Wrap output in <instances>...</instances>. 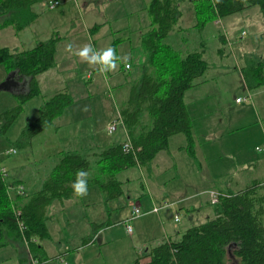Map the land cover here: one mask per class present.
<instances>
[{
	"label": "crops",
	"instance_id": "crops-1",
	"mask_svg": "<svg viewBox=\"0 0 264 264\" xmlns=\"http://www.w3.org/2000/svg\"><path fill=\"white\" fill-rule=\"evenodd\" d=\"M103 2L105 1L103 0ZM106 4L100 5L97 2L98 6L94 4L87 6L83 12L82 22L87 32L93 30V25H98L99 27L107 24L105 15L97 14L95 11V7H105ZM35 5L34 9L36 11L37 7ZM232 15H236L237 17L235 18L237 19L247 21L252 26L254 33H257L259 24L260 26L262 25L260 23L261 14L255 7L245 8ZM75 27L74 25L73 28ZM128 27L131 29V26L128 25L112 28L109 32L102 33L101 37L96 39L90 35L93 47L95 49L107 47L113 38L112 35L116 34H122L121 36L127 40L129 38L127 37V32L130 30ZM51 29L53 30L54 28ZM240 30L241 34L248 33L246 26H241ZM242 30H244L243 33ZM48 33L47 31L46 34L40 35L36 29L31 31L30 37L32 38L28 44L22 42L21 39L23 38L20 37L19 32H16L11 26H5L0 28V44L8 46L12 51L27 49L32 47L37 40L48 38L51 34ZM109 35L111 39L107 38ZM97 39L99 48L96 44ZM229 40L231 39L223 33L219 38V41L226 43L230 48L231 55L227 53L226 48L224 49L218 45L216 46V52L220 57L216 61H211L212 64H210L205 59L204 53V59L207 62L206 70L183 94L184 103L192 119L194 156L189 155L184 148L185 139L183 134L176 133L169 137L167 148L157 152L146 167L134 165L115 174L116 179L121 183L122 193L116 198L109 199L108 203L101 202V192L97 185L88 186V194L83 198L67 196L61 200H53L45 208V213L48 214L45 223L50 237L47 239L32 238L34 243L41 245L46 255L43 260L39 261V264H60L63 263L62 260L65 264H69L70 259L72 263L77 264H90L91 262L100 264V253L96 251L97 248L95 247L97 239L98 248H100V245H114L106 249V260H108L109 264H129L136 256H140V263L145 264L150 258L146 254L150 247L165 240L178 239L181 233L191 225L184 224L180 226L176 222L180 221V211L182 209L189 210L186 212L190 213L195 206H201L200 200H194V197L203 195L204 189L211 188L222 191L232 189L237 185H239L238 188H241L248 185L253 179L258 178V176L250 177V181L245 182L249 179L248 173L250 171H257L259 167L264 166V155H257L248 149L241 153L236 149L243 156L239 160L232 153H222L223 156L230 160V166L232 164V170L230 171L232 173L238 172L235 177L231 174L228 179V185L234 186L225 188V184L221 187L209 184V181L213 178L209 173L213 172L208 166L215 170L216 167H220L221 163L217 160L210 163L207 160L221 153L220 149H225L226 144L223 140L228 134L239 130L242 131L247 125L249 128L259 126L262 140L261 144L254 145V150L257 152L264 151V124L257 125L259 118L264 117V83L255 88L248 87L242 74V67L247 65L249 60L252 59L249 55L264 58V50L263 53L259 50L256 55L249 54L248 51L252 50V48L246 47L244 44L234 50ZM62 41L60 38L56 42L54 66L34 77L40 89V99L60 90H68V86L62 83L66 81L64 75L70 72V69L74 73L75 71H78L79 74L82 73L79 67L81 65L74 66V62H62V57L58 55ZM124 41L118 44L119 51L127 53L131 50V47L123 51L121 46ZM247 41L246 45H252ZM175 48L185 52L188 51V48L192 49L193 47L184 49V46L180 43ZM223 55L225 57H222ZM86 67L87 65L82 63V68L85 69ZM233 68L239 69L238 90L234 89L236 83L231 77L233 71L236 70H232ZM85 71L86 79H92L94 69L90 71V69L86 68ZM29 80L30 77L20 74L16 69L6 72L4 66L0 65V111L15 104V94L24 92L28 87ZM120 83L122 82H118L116 86ZM188 90L193 91H189L188 100H186L185 93ZM239 91L242 92V95L236 94ZM203 97L204 106L199 107L198 103ZM237 97L242 98L236 101ZM81 102L83 101L75 102L73 100L60 115L52 120L49 126L32 137L30 144L27 146L30 147L31 156L36 157V166L32 164L31 169L26 172L22 170L15 172L16 167H12L9 164L6 165L4 161L0 162V168L6 170L8 179L20 182L24 186L26 195L40 189L44 178L56 162L60 151L70 150L78 152L93 163L99 151L108 145L120 143L125 139L127 133L122 124L118 123L112 132L107 131L108 124L119 116L118 111L116 116L108 119L105 127L106 134L104 135L98 131L96 122L89 119L91 114L87 112L90 108L84 110V105H79ZM216 108H225L227 115L224 119L216 114L218 112ZM65 114H70L71 119H63ZM84 114H88L89 118H84ZM251 114L252 118H249ZM30 119L33 118L27 116V120L29 121ZM118 125L120 126L119 132L116 131ZM1 143L0 139V157L2 151L9 153L7 149L11 147ZM230 145H234V143L230 142ZM172 181L178 182L176 186L170 185ZM191 185H195V188L198 189L197 194L189 192V194L184 195L183 191L193 189ZM91 190L99 191L95 198L100 199L99 201H94L89 197L90 194L95 195ZM136 195L139 196L133 198ZM191 197L193 198L190 202L189 199ZM123 200L127 203L128 211L126 213H123L122 209H120L123 206ZM162 200H168L172 204L169 207L162 208L159 212H147L136 217L140 219L135 223L133 230H131L132 233L128 237L129 233L126 231L124 220L128 219L131 214V205L137 204L142 209L148 210ZM77 202L80 205L79 207L74 206ZM63 213L66 215L64 220H61L60 214ZM175 216L178 217L177 220H175ZM81 219L85 220L86 223L74 227V224ZM88 222L106 223L96 228L94 233L91 234L92 237L87 239L85 235H89L91 229ZM121 225L124 226L125 233L121 231L116 234L115 231H112ZM73 227L75 231L71 229ZM70 237H73L74 246L72 247L69 246L68 242ZM5 241L6 244L0 245V264H29L31 257L34 256L26 240H14L12 237L6 236ZM73 247H75V250L70 252V248L73 249ZM37 252L42 254L41 250ZM119 254L120 256H118ZM94 257L96 258L94 259ZM50 259L54 261L49 262Z\"/></svg>",
	"mask_w": 264,
	"mask_h": 264
},
{
	"label": "trees",
	"instance_id": "trees-1",
	"mask_svg": "<svg viewBox=\"0 0 264 264\" xmlns=\"http://www.w3.org/2000/svg\"><path fill=\"white\" fill-rule=\"evenodd\" d=\"M41 0H0V28L11 26L21 31L38 16L34 5ZM48 1V0H47ZM183 0H148V24L142 28L140 46L143 60L134 76L114 87L118 115L132 147L122 149V142L111 144L96 154L91 163L78 152L64 150L44 178L40 189L26 195L10 194L8 187L18 181L3 178L0 168V245L5 237L26 240L33 256L39 261L44 254L34 237L48 238V214L45 208L53 200L73 197L71 182L78 169L88 172V186L97 185L106 200L122 193L121 183L115 174L134 165H148L160 150L167 148L171 135L181 133L184 148L194 156L192 119L183 100L184 91L207 68L201 50H177L165 41L172 31H179ZM195 14L194 26L202 27L207 21L240 12L256 6L264 17V0H191ZM98 25H93L92 29ZM52 32L44 40H37L27 49L12 51L0 44V65L6 72L16 69L30 77L24 92L15 94V104L0 111L3 133L13 124L23 104L39 95L35 75L55 64L56 42L62 38ZM125 38H112L107 47L117 45ZM117 54V53H116ZM252 59L242 67L248 87L264 83V58L249 55ZM73 102L67 90H60L43 98L37 115L27 121L16 141L30 144L33 136L44 130L52 120ZM20 183V182H19ZM218 201L212 203V216L203 222L191 224L178 239L165 240L149 248L150 257L145 264H264V179H253L245 187L218 190ZM18 222L21 223V229ZM106 222L93 223L92 233ZM41 250L42 254L39 251ZM136 256L129 264H141Z\"/></svg>",
	"mask_w": 264,
	"mask_h": 264
},
{
	"label": "rangeland",
	"instance_id": "rangeland-1",
	"mask_svg": "<svg viewBox=\"0 0 264 264\" xmlns=\"http://www.w3.org/2000/svg\"><path fill=\"white\" fill-rule=\"evenodd\" d=\"M75 1L59 0V4L54 9H49L47 7V0H41L39 3H36L35 7H37L36 11L38 13L37 19L33 23H30L21 31H19V35L21 38H23L21 39L23 43L30 42L32 38L30 37V33L35 29L38 31L40 35H44L48 31L49 33L55 32V34L63 36L61 38V40L63 41L59 47L58 55L62 57V62H66V63L74 62V66L81 65L79 67L82 70V73L79 74L78 71H75L74 73L70 69V72H67L64 75L66 81L63 82L62 84L68 86V90L72 96V99L75 102L83 101L81 102V104L79 103V105H84V108L85 106H87V108H90V110L87 113L91 114L90 115L91 118H89L88 114H84L83 117L86 119L87 118L92 119V121L94 120L97 124L98 131L105 135L106 134L105 127L108 119L112 118L113 116H116L117 114L116 112L118 111L117 96L119 95H116L114 93L115 92L114 87L118 82L123 83L126 77L128 76V74L134 76L137 73L139 63H141V61L143 60L142 48L140 46V34L142 28H144L149 22L146 11V4L148 0H104L105 2H103V0H75ZM97 2L100 5H104L105 3H107L105 7H95V11L97 14L101 13L105 15V20H107V24L104 26H99V27L97 26V28L87 32V30L84 28L82 24L83 16H84L83 12L86 10L87 6L89 5L94 4L95 6H98ZM180 7H182L181 9L182 15H181V19L178 22V25L180 26L181 29L179 31L170 32V34L165 38V41L173 45V47H178V45L181 43L184 46V49L187 47L190 48L193 47L192 49H198V50L205 48V51L203 50L202 56L204 58V53H205V59L210 64H212L211 61H216L220 57V55H218L216 52V46L218 45L222 46L224 49L226 48L227 53L231 55L230 48L227 46V44L219 41V38L223 33L226 34L231 39L229 41L231 42V47L232 46L234 47V50H237L240 46L244 44V46L252 48V50L248 51L249 54L256 55L258 54L257 52L259 50H261V52L263 53L264 17H262L261 15H260L261 17L260 23L262 25L260 26L259 24L257 33H254V30L251 28L252 26L249 25L247 21L235 18L237 17L236 16L237 14L236 15L230 14L222 18L207 21L202 27L197 28L196 26H194L196 17L194 12L192 11L191 0H183L180 4ZM252 7L257 8L256 6H252ZM218 20L219 22H217ZM74 25L76 26L75 28H73ZM123 25L131 26V29L128 27L130 30H128L127 32V37L129 38L127 40L124 39L126 41L123 40L124 43H122L121 48H123L124 51V49L126 48L129 49V47H131V50H129L127 53H122L119 51V45H118V47H116V53L117 56H123V55L130 56V60H129L130 68H126L124 64L121 63L119 65L118 70H116L115 72L100 74L94 70L92 79H86L85 76L86 68L90 69V71L93 68L89 67L87 64H86L87 67L85 69L82 68L83 62H81L76 56L68 54V52L65 50L66 45L68 43H72L73 47L77 48L89 42L92 44L91 39L89 37L90 35L94 39L100 38L101 37L100 35L102 33L109 32L112 28L118 26L123 27ZM241 26H246L248 28V33L246 32V34H241V30H240ZM51 28L54 29L52 30ZM121 35L116 34V35H112V37L115 38ZM107 38L111 39L110 35ZM246 40H248L247 42H250L252 45H246ZM28 44H26V46H28ZM96 44L97 47L99 48L98 39L96 40ZM192 49L188 48V50H192ZM177 50L182 51L179 48ZM222 57H225V55H223ZM234 69L236 70L233 71L231 77L234 79L236 83L234 85V89L238 90L237 82L239 80V74H238L239 69L233 68L232 70ZM189 91H193V90H188L185 93L186 100H188ZM236 94L242 95V92L239 91ZM40 97H41L40 95H36L30 98L28 101H26L23 104L22 111L18 115L19 117L15 119L13 124L6 130L5 133L0 131V136H2L0 137L2 141L1 144L5 143L7 146H11L15 149L14 153H5L2 151L0 157L2 159L0 162L4 161L6 165L9 164L12 167H16V171L12 169L15 172H17L18 170L20 171L22 170L26 172L31 169L32 164L36 166L35 164L36 157L31 156L30 147L27 146L26 144L25 145L21 144L18 140L16 141V139L20 130L22 129L24 124L28 121L27 116H30V118H34V116L37 115L38 106L43 100L40 99ZM201 99L202 100H200L198 103L199 107L204 106V97ZM3 110L4 109H2V111ZM216 110L218 111L216 114L223 117V119L227 115L225 108H216ZM203 116H204V109H203ZM249 118H252V114L250 115ZM63 119H71L70 114H65L63 116ZM260 124H264V117L259 118V123L257 125ZM243 129L244 130L242 131L239 130L238 132H233L228 134V136H226L223 140V142L225 141L226 144L225 149L223 150L220 149L221 153L207 160L210 163L214 160H217L221 163L220 167L219 168L216 167L215 170H213L211 166H208L210 170L213 172V173H209L213 176V178L209 181V184L217 187H221L225 184V188L227 186H230L231 188L234 186V185H228L229 184L228 179L230 178L231 174L232 176L235 177L238 172L232 173L230 171L232 170V164L230 166L231 162L225 156L222 155L223 152L225 154L232 153V155L238 160L241 159L243 156L236 149H238L241 153L247 151L248 149L249 151H253L257 155H262V156L264 155L263 150L260 152L254 150V145L261 144L260 142L262 140V134L259 126H252L249 128L247 125ZM0 130H1V122H0ZM119 130H120V126L118 125L116 131L119 132ZM230 142L234 143L235 148L234 145H230ZM249 145H251V147H249ZM236 146L238 147L236 148ZM248 176L249 179H247L245 182L250 181V177L252 178L254 176H258L257 179H264V166L259 167L257 171H250L248 173ZM177 183H178L177 181H172L170 185L176 186ZM238 187L239 185L233 187L232 189L234 190L235 188L237 189ZM191 188L193 189L191 190L186 189L187 191H183L184 195L189 194V192L197 194L198 189L195 188V185H191ZM24 191L25 189L23 188V193H25ZM98 192L99 191H93L95 195L90 194L89 197L94 201H99L100 199H95L98 195L97 194ZM138 196L139 195H136L133 198H136ZM100 198L102 203H108L111 200V199L106 200L103 197L102 193ZM192 198L193 197H191L189 201ZM194 200H200L201 206H195L193 211L190 213L186 212L189 210L182 209V211H180V221L176 222L177 225L182 226L184 224L190 225V224L203 222L211 216L212 204L210 202L208 193L204 191L203 195L195 196ZM78 204L79 203L77 202L74 206L79 207L80 205ZM120 209H122L123 213H126L128 211L126 201H124L123 206H121ZM65 215H66L65 213L60 214V219L64 220ZM129 217L131 216L129 215ZM139 219H137L136 217H132L129 219L128 223L131 225L132 230L133 227L135 226V223ZM84 223H86L85 220L81 219L74 224V227H78ZM88 223L91 229L89 235H85L87 239L92 237L91 234L93 228L92 226L93 223L91 222ZM74 227L71 229L75 231ZM123 227H124L123 225L118 226L116 230L114 228L112 231H115L116 234H118L121 231L125 233V228ZM53 230L55 232L54 228ZM128 233H129L128 234L129 237L132 231ZM73 237H70L68 240L69 246L71 247L74 246L72 242ZM95 243H96L95 247L97 248L96 251L100 253L99 263L109 264L108 260H106V255H107L106 249L114 245L113 244L100 245V248H98L99 245L98 239L96 240ZM73 250H75V247H73V249L70 248V252ZM118 256H120V254ZM95 258L96 257H94V259ZM73 260H75V258H73ZM51 261L54 260L50 259L49 262ZM62 262L64 261L62 260ZM69 264H77V263H72L70 259ZM90 264L93 263L91 262ZM229 264H237V260L233 259L232 261L229 262Z\"/></svg>",
	"mask_w": 264,
	"mask_h": 264
},
{
	"label": "clouds",
	"instance_id": "clouds-1",
	"mask_svg": "<svg viewBox=\"0 0 264 264\" xmlns=\"http://www.w3.org/2000/svg\"><path fill=\"white\" fill-rule=\"evenodd\" d=\"M65 50L100 74L115 72L118 70L121 63L124 64L126 68H130V56H117L113 47L95 49L89 42L83 46L74 48L72 43H68ZM84 110H87V106H85ZM8 151L12 153L15 149H9ZM88 176V172L83 169H78L76 171L75 179L71 182V188L75 197L83 198L88 194Z\"/></svg>",
	"mask_w": 264,
	"mask_h": 264
},
{
	"label": "built area",
	"instance_id": "built-area-1",
	"mask_svg": "<svg viewBox=\"0 0 264 264\" xmlns=\"http://www.w3.org/2000/svg\"><path fill=\"white\" fill-rule=\"evenodd\" d=\"M58 4H59L58 0H48L47 1V7L48 8H54ZM243 32H244V30H242V33ZM240 99H241V97H237L235 100L239 101ZM118 123L122 124L121 119L119 118V116L108 124L107 131L108 132H112L116 128V125ZM131 147H132L131 142L128 139H126V140H124L122 142V149H127V148H131ZM9 149H14V148L13 147H9L7 149V152H9L8 151ZM14 152H12V153H14ZM1 172H2V176L4 178H6L7 177L6 170L2 169ZM23 188H24V186L21 183L17 182L15 184L10 185V187H8V191H9L10 194H12V193L21 194L23 192ZM205 192L209 194L210 202L214 203V202L218 201V196H219L220 193L216 189H211V188L210 189H206ZM171 204H172V202H170L168 200H162L159 204L153 205L151 207V209H148V210L142 209L137 204H132L131 205V210H130V213H131L130 216L131 217H129L128 219L124 220L126 231L130 232L132 230L131 229V225L128 223L130 218L138 217V216L143 215V214H145L147 212H159V210H161L162 208H165L167 206L169 207ZM177 219H178V217L175 216V220H177ZM18 225L21 227V223L20 222H18ZM29 264H38V259L35 258V257H32ZM60 264H65V263L63 262V263H60Z\"/></svg>",
	"mask_w": 264,
	"mask_h": 264
},
{
	"label": "bare ground",
	"instance_id": "bare-ground-1",
	"mask_svg": "<svg viewBox=\"0 0 264 264\" xmlns=\"http://www.w3.org/2000/svg\"><path fill=\"white\" fill-rule=\"evenodd\" d=\"M123 125V124H122ZM126 139H128L129 140V137H128V135H126ZM125 139V140H126ZM4 178V177H3ZM6 179H7V177H6ZM13 184V183H12ZM8 189V188H7ZM219 192V191H218ZM22 194H23V192H22ZM19 228L21 229V227L19 226ZM32 239V238H31ZM32 258V257H31ZM39 262V261H38ZM30 263V262H29Z\"/></svg>",
	"mask_w": 264,
	"mask_h": 264
}]
</instances>
